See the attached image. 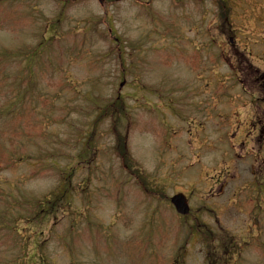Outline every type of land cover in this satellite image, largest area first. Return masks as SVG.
Listing matches in <instances>:
<instances>
[{"label": "rangeland", "instance_id": "374dc122", "mask_svg": "<svg viewBox=\"0 0 264 264\" xmlns=\"http://www.w3.org/2000/svg\"><path fill=\"white\" fill-rule=\"evenodd\" d=\"M66 1H0V264H264V142L247 127L264 102L220 69L217 36L235 15L251 31L256 2Z\"/></svg>", "mask_w": 264, "mask_h": 264}, {"label": "flooded vegetation", "instance_id": "af4514ba", "mask_svg": "<svg viewBox=\"0 0 264 264\" xmlns=\"http://www.w3.org/2000/svg\"><path fill=\"white\" fill-rule=\"evenodd\" d=\"M195 1L212 2V0ZM216 2L222 12L224 9L230 10L231 8V12L229 11V13L231 15L234 14L233 7H231L229 0H216ZM254 2H256V4L248 11V14L242 16V18H248L247 26L249 27H247L246 30L248 31L251 29V31L242 32V34L238 32L235 26L239 16L235 15V17L230 20L232 28H230L228 32L220 33V36L223 38L221 51L223 66L221 68L224 67L226 69L223 73L227 71L230 72L237 84L247 86L251 84L253 86L257 85V87H250L253 88V92L258 95V99L264 102V0L261 3H257L259 2L258 0H254ZM210 11H212V9ZM230 14L224 16V22H229ZM242 36L244 43L242 41ZM245 39H247L246 44ZM249 117H254V114H250ZM256 123L257 125L251 124L250 126L252 129H256L258 133L255 136L256 142L262 144L264 142V125L260 126L259 121Z\"/></svg>", "mask_w": 264, "mask_h": 264}, {"label": "trees", "instance_id": "16d2710c", "mask_svg": "<svg viewBox=\"0 0 264 264\" xmlns=\"http://www.w3.org/2000/svg\"><path fill=\"white\" fill-rule=\"evenodd\" d=\"M0 1H2V0H0ZM60 2H62V4H66L67 3V1L66 0H59ZM107 3H111V2H114L115 0H105ZM6 54H7V56L5 57V58H11L12 56H13V53H11V52H5ZM32 53H34V51L32 52ZM32 55V54H31ZM0 56H2V57H4L5 55L4 54H2V53H0ZM120 60H121V57H120ZM119 101V99L118 100H115L114 101V103H115V108H116V113H122L123 111H122V109L123 108H121V109H119V106L117 105V102ZM7 109V108H6ZM120 111V112H119ZM5 112L6 113H8L9 111L7 110H5ZM114 113H115V111H114ZM67 189V188H66ZM66 189L64 190H62L61 191V194H62V196H57V195H55L56 197H54L55 199H52V200H50V199H48V198H44V200L42 201V202H38L37 203V207H38V210H37V215L38 214H40V216H43V217H50L52 214H54L55 213V210H56V208H54V206L57 204V202H59L60 201V199L61 198H64L65 196H66V194L65 193H67L68 194V192L66 191ZM66 198H67V196H66ZM65 198V199H66ZM213 236V234H209V236ZM230 251V249L228 248L227 250L225 249V247H224V249H223V252L224 253H227V252H229ZM212 257V259L211 260H209L210 262H212V263H214V262H216V261H219V259L220 258H217L216 257V255H211ZM221 259H222V261H223V257H221ZM220 259V260H221ZM216 264V263H215Z\"/></svg>", "mask_w": 264, "mask_h": 264}, {"label": "water", "instance_id": "95a60500", "mask_svg": "<svg viewBox=\"0 0 264 264\" xmlns=\"http://www.w3.org/2000/svg\"><path fill=\"white\" fill-rule=\"evenodd\" d=\"M170 202L178 214L186 215L189 212V205L183 194L177 193L173 195L170 198Z\"/></svg>", "mask_w": 264, "mask_h": 264}]
</instances>
